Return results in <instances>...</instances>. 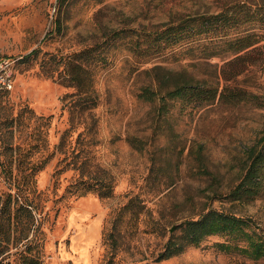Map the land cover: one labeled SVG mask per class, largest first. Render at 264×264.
<instances>
[{"label": "rangeland", "instance_id": "rangeland-1", "mask_svg": "<svg viewBox=\"0 0 264 264\" xmlns=\"http://www.w3.org/2000/svg\"><path fill=\"white\" fill-rule=\"evenodd\" d=\"M234 1L264 5L77 0L68 16L58 12V0H0V199L11 198L13 212L30 203L33 214L30 231L24 224L9 230L13 239L29 235L9 245L1 264L29 258L32 264H264L218 246H245L236 234L209 235L193 245L181 228L171 231L215 209L246 219L247 229L264 238V193L250 202L226 197L244 172L250 148L264 137V49L242 63H227L236 55L162 58L132 71L123 48L108 65L91 64L89 91L78 93L63 80L65 62L114 30L157 29ZM35 49L36 56L22 62ZM244 65L232 80L224 79ZM190 77L255 96L196 109L172 100L165 117L137 97L150 79L172 86ZM19 214L23 222L29 219ZM170 238L183 250L165 258Z\"/></svg>", "mask_w": 264, "mask_h": 264}, {"label": "trees", "instance_id": "trees-1", "mask_svg": "<svg viewBox=\"0 0 264 264\" xmlns=\"http://www.w3.org/2000/svg\"><path fill=\"white\" fill-rule=\"evenodd\" d=\"M102 2L103 0H97ZM77 0H58V12L64 10V15H70ZM60 18H56L59 20ZM60 28V25H58ZM119 39L127 43L118 46ZM264 5L254 6L247 2L234 1L226 4L217 12L195 13L181 18L176 22L164 24L157 29L120 28L103 37V41L93 43L65 62L64 81L78 88V93L91 89V64L102 62L108 65L122 49L129 52L126 59L129 69L139 70L145 63L156 59L173 58L174 61L187 58L188 60H211L220 58L228 59L236 55L227 63H242L250 53L264 49ZM180 47L178 52H168L169 49ZM37 49L24 56L22 62L32 60ZM244 52V54H240ZM239 54V55H238ZM261 55V52L259 53ZM183 56V58H180ZM261 57V56H260ZM244 64V63H243ZM157 66V65H155ZM153 66L151 69L156 68ZM246 69L237 66L231 74L223 75L226 81ZM149 68L142 71L148 72ZM233 74V75H232ZM170 80L169 76H165ZM154 78L137 92L141 100L155 104L159 117H165L170 111L172 100H180L194 109L209 105L217 100L229 104L252 99L254 94L244 89L232 88L228 84L221 87L219 84L194 77L183 78L172 86H166ZM2 164V163H1ZM264 193V137L261 145L250 148L248 162L237 184L226 194L231 200L250 202ZM109 195L110 191H106ZM11 198L0 199V264L8 257L9 245L17 246L28 238L29 234L16 236L14 239L9 232L12 227L24 224L23 228L30 231L33 216L30 203L18 205L13 212ZM15 206V205H14ZM19 212H25L29 218L23 222ZM249 222L235 215L209 209L198 218H190L176 224L171 231L178 228L184 231L189 244L198 245L206 236L215 234H236L247 242L245 246H233L219 243L218 246L226 251H238L245 256L259 260L264 259V238L255 232H250L247 227ZM183 245L173 243L170 238L163 257H171L180 253ZM25 264H32L35 259H25Z\"/></svg>", "mask_w": 264, "mask_h": 264}]
</instances>
